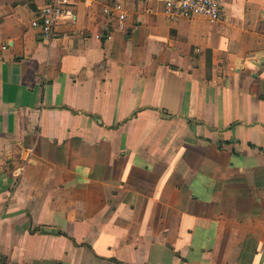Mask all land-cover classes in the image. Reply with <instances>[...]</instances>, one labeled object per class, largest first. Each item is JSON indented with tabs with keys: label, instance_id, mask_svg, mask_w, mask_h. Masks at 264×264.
Returning <instances> with one entry per match:
<instances>
[{
	"label": "crops",
	"instance_id": "0c3cea01",
	"mask_svg": "<svg viewBox=\"0 0 264 264\" xmlns=\"http://www.w3.org/2000/svg\"><path fill=\"white\" fill-rule=\"evenodd\" d=\"M123 2L0 0V263L264 264V0Z\"/></svg>",
	"mask_w": 264,
	"mask_h": 264
},
{
	"label": "built area",
	"instance_id": "2783aa9c",
	"mask_svg": "<svg viewBox=\"0 0 264 264\" xmlns=\"http://www.w3.org/2000/svg\"><path fill=\"white\" fill-rule=\"evenodd\" d=\"M41 2L39 14L31 21V27L39 31L43 38H51L56 28L68 16L66 11L68 0H35ZM158 2L163 7L166 18L193 19L204 18L209 22H216L222 14L221 0H147ZM113 15L117 22V29L123 30V23L127 17L123 0H114L111 9L105 11ZM2 264V263H0Z\"/></svg>",
	"mask_w": 264,
	"mask_h": 264
},
{
	"label": "rangeland",
	"instance_id": "374dc122",
	"mask_svg": "<svg viewBox=\"0 0 264 264\" xmlns=\"http://www.w3.org/2000/svg\"><path fill=\"white\" fill-rule=\"evenodd\" d=\"M152 5L154 6V3ZM193 53H195V52H193ZM193 53H192V56H193Z\"/></svg>",
	"mask_w": 264,
	"mask_h": 264
}]
</instances>
